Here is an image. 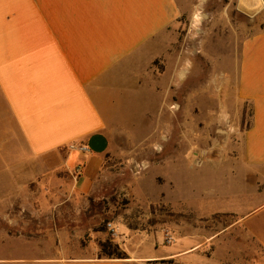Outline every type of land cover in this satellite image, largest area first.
Instances as JSON below:
<instances>
[{
  "label": "crops",
  "instance_id": "1",
  "mask_svg": "<svg viewBox=\"0 0 264 264\" xmlns=\"http://www.w3.org/2000/svg\"><path fill=\"white\" fill-rule=\"evenodd\" d=\"M184 1L0 0V207L15 176L27 180L29 162L59 169L70 190L91 191L116 135L138 132L130 105L154 89L151 63L167 53ZM237 97L239 108L252 103V123L204 205L213 223L206 232L193 226L166 242L162 230V241H178L169 249L159 247L158 231L130 247L116 239L127 257L18 245L0 264H264V10L243 41ZM219 213L233 218L217 225Z\"/></svg>",
  "mask_w": 264,
  "mask_h": 264
},
{
  "label": "rangeland",
  "instance_id": "2",
  "mask_svg": "<svg viewBox=\"0 0 264 264\" xmlns=\"http://www.w3.org/2000/svg\"><path fill=\"white\" fill-rule=\"evenodd\" d=\"M184 2L167 53L151 63L147 85L154 89L139 91L130 105L140 124L136 136L116 135L88 193L68 189L71 178L59 169L27 163V180L16 175L8 205L0 207V256L18 245L47 244L72 253L99 247L100 253L107 238L130 247L152 231L159 247L169 249L178 241H162V230L206 232L213 225L204 205L239 158L252 123V103L238 106V74L243 41L260 28L264 0ZM213 218L223 225L233 217Z\"/></svg>",
  "mask_w": 264,
  "mask_h": 264
},
{
  "label": "trees",
  "instance_id": "3",
  "mask_svg": "<svg viewBox=\"0 0 264 264\" xmlns=\"http://www.w3.org/2000/svg\"><path fill=\"white\" fill-rule=\"evenodd\" d=\"M99 255L106 257H127L126 251L122 249L117 242H114L110 238H107L106 240L100 242ZM170 261L172 263L173 260ZM173 263H177V262H173Z\"/></svg>",
  "mask_w": 264,
  "mask_h": 264
},
{
  "label": "built area",
  "instance_id": "4",
  "mask_svg": "<svg viewBox=\"0 0 264 264\" xmlns=\"http://www.w3.org/2000/svg\"><path fill=\"white\" fill-rule=\"evenodd\" d=\"M83 148H85V147L83 146ZM109 227L112 231L116 230V227L114 226V224L112 222L109 223ZM172 239H173V234L171 232L167 231L166 232V239H165L166 242H170V241H172Z\"/></svg>",
  "mask_w": 264,
  "mask_h": 264
},
{
  "label": "bare ground",
  "instance_id": "5",
  "mask_svg": "<svg viewBox=\"0 0 264 264\" xmlns=\"http://www.w3.org/2000/svg\"><path fill=\"white\" fill-rule=\"evenodd\" d=\"M258 2L262 3L261 0H257ZM174 105V104H173ZM179 106V105H178ZM175 107L177 108V105H175Z\"/></svg>",
  "mask_w": 264,
  "mask_h": 264
}]
</instances>
